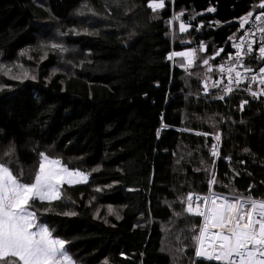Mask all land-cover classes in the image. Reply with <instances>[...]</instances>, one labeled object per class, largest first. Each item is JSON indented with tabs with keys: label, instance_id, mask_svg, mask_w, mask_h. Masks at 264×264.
Returning a JSON list of instances; mask_svg holds the SVG:
<instances>
[{
	"label": "trees",
	"instance_id": "16d2710c",
	"mask_svg": "<svg viewBox=\"0 0 264 264\" xmlns=\"http://www.w3.org/2000/svg\"><path fill=\"white\" fill-rule=\"evenodd\" d=\"M260 1L165 0L154 12L152 0H0V156L14 150L3 158L26 179L39 153L89 174L40 215L76 264H192L200 220L180 201L206 194L209 173L214 191L264 197V99L205 97L168 59L204 45L217 66ZM69 210L78 214H55ZM172 240L180 257L167 251Z\"/></svg>",
	"mask_w": 264,
	"mask_h": 264
},
{
	"label": "snow or ice",
	"instance_id": "6c2138e0",
	"mask_svg": "<svg viewBox=\"0 0 264 264\" xmlns=\"http://www.w3.org/2000/svg\"><path fill=\"white\" fill-rule=\"evenodd\" d=\"M164 6L165 0H158V2L152 0L148 4L154 12ZM260 8L264 9V4H261ZM207 11L214 12L215 8H209ZM253 16V12L249 11L245 17L241 18L240 27L243 29ZM262 18H264V11L254 16L256 21H262ZM179 31H187L185 23L179 25ZM259 31L262 34V40L258 48L259 55L256 58L264 60V24L259 26ZM233 46L237 49L235 63L243 67L245 72L254 73L255 70L251 65L244 63V55L254 52L253 44L248 43L245 46L237 43ZM51 47L53 49L62 48L57 43H53ZM203 48L204 45H201V49ZM196 51L197 49L172 52L168 59L182 57L187 61V70V67H191L198 59L195 56ZM220 51L223 49L217 51L216 55H219ZM181 64L183 66V61ZM203 64L208 65L209 60L204 59ZM208 71H212L211 67ZM220 71L222 73L225 71L224 65L220 66ZM258 71L259 77L257 74H252L245 78L243 73L229 66L227 68L228 85L222 90L224 94L215 98L224 100L225 94L234 91L230 85L235 83L239 86L242 79L250 82L246 90L254 98L264 95V87L258 92L250 86L251 83L257 82L264 86V67H260ZM8 72H11L10 68ZM10 78L15 79L16 77ZM25 78L35 79V77H28L27 73H25ZM219 83L221 81H217L213 86H218ZM4 87L6 85L0 84V89ZM205 91L207 94V85ZM247 103V100L241 102V111ZM197 134L208 135L207 133ZM214 139L220 141L221 137L216 134ZM13 151H6L3 156L11 157ZM245 151L248 150L245 149ZM218 154V145H211V155L216 157ZM3 156H0V264H76L70 250L66 247L69 242L54 235L55 230L50 228L46 222H42L40 215L42 212H53L54 202H63L62 188L64 185L87 183L89 174L70 170L63 165L60 159L39 153L38 168L34 174H29L31 178L26 179L25 173L13 168L12 161L5 160ZM203 171L207 172L208 169L205 168ZM217 183L219 181L215 178V173H209L207 194L188 193L180 201L186 205L185 213L201 218L199 227L197 228L193 222L191 228L194 249L192 264H208V262L264 264V197H255L251 189L248 190L247 195L239 194L229 197L214 191L213 186ZM38 204L46 206L41 209L37 207ZM111 211L109 209L110 213ZM55 214L72 217L78 213L69 210ZM117 218L120 217L117 216ZM105 264L108 262L105 261Z\"/></svg>",
	"mask_w": 264,
	"mask_h": 264
},
{
	"label": "built area",
	"instance_id": "2783aa9c",
	"mask_svg": "<svg viewBox=\"0 0 264 264\" xmlns=\"http://www.w3.org/2000/svg\"><path fill=\"white\" fill-rule=\"evenodd\" d=\"M261 11H264V9H260L257 13L254 14V16L256 14H259ZM254 16H253L252 19H250L249 23L247 25H245V27L242 29V31L238 35V37H236L232 41V43L230 45L229 53L227 54L226 58L217 65L215 77L211 81L210 85L207 86V94H206L205 88L203 90V95L205 97H210V98H213V99L218 100V101H224L232 93L237 92V91H240V92H243L245 94H248V95L252 96L246 90L249 87L250 82L247 79H242L240 84H239V86H237L235 83H232L230 85L233 88L234 91L232 93L225 94V99L224 100H219V99L215 98L216 96L224 94L222 92V90L225 88L226 85H228L229 76H228V73H227V68L229 66L235 67L237 71L243 73L245 78L249 77L252 74H257L258 77H259V71L258 70H259L260 67H264V60H260V59L256 58L259 55L258 48H259L260 42L262 40V34L259 31V26L264 24V18H262V21H256L254 19ZM237 43L244 44L245 46L248 43H252L253 44L254 52L244 55V63H246L247 61L251 60V64L250 65L255 70L254 73L245 72L243 67H240L237 63H235V55H236L237 49L233 45L237 44ZM230 57H231V59H230ZM246 64H248V63H246ZM221 65H224V68H225V71L223 73L220 71V66ZM233 76H234V74H233ZM217 81H221V83H219L218 86L214 87L213 85ZM250 86H251V88L253 90L258 91V92L261 90L262 87H264L261 84H259L258 82L257 83H251ZM259 99H264V95L260 96ZM216 142L217 141L214 139L213 144H216ZM213 144H211V145H213ZM209 155L211 157H213L211 155V148L209 150ZM214 158L216 159L217 156L214 157ZM182 206H183V209L186 207L185 204H182ZM186 215L189 216L187 213H186ZM191 217H193V216H191ZM197 218H199L200 223H201V218L200 217H197ZM212 263H216V262H212Z\"/></svg>",
	"mask_w": 264,
	"mask_h": 264
},
{
	"label": "rangeland",
	"instance_id": "374dc122",
	"mask_svg": "<svg viewBox=\"0 0 264 264\" xmlns=\"http://www.w3.org/2000/svg\"><path fill=\"white\" fill-rule=\"evenodd\" d=\"M261 4H264V0H261L256 6L260 8V5ZM258 9V8H257ZM239 23L241 22V19L238 21ZM181 23H179L177 25V28H178V32L179 33H183V32H180L179 31V25ZM171 27V24L169 25ZM187 28V27H186ZM186 32V31H185ZM41 42V41H40ZM43 42V41H42ZM46 42V41H44ZM185 43H189L188 40H185ZM37 46V45H36ZM192 49H197L196 53H195V56L198 57V59H196L193 63V65L191 67H187V70H186V66H187V61L186 60H183L182 57H174L172 60L174 62H176L178 64V68L182 69L185 74H189V76H195L198 77V80L200 81V84L202 86V91L204 90L205 86L207 85H210L211 81L214 79V73H216V69L217 67L215 66L214 67V64L212 62V58L209 59L210 57H208L207 55H205V46L203 49H201V47H198V48H192ZM37 50V49H36ZM53 50V49H52ZM191 50V49H190ZM30 51V50H29ZM189 51V50H187ZM42 52V53H41ZM41 55H39V60H42L45 56V53L47 52L46 50H41ZM186 52V51H185ZM204 59H208L209 60V64L208 65H204L203 64V60ZM171 60V61H172ZM181 61H183V66L181 64ZM211 67L212 71L209 72L208 71V68ZM216 134H219V133H216ZM217 145H219V141L216 142ZM72 170V169H70ZM67 185V184H66ZM73 185H77V184H73ZM68 186H72V185H68ZM209 190V189H208ZM217 192V191H216ZM224 195H227L229 197L232 196V194H226V193H223ZM99 213V209L94 213V217H97ZM113 213H107V215H111ZM172 227V224L166 226L164 228V231H165V237H169L171 235V233H169L170 229ZM172 244H169V247L167 248V251L170 252V254L172 255V257H180L182 255V252L184 251L182 248H181V245H180V242L178 241H173L172 240Z\"/></svg>",
	"mask_w": 264,
	"mask_h": 264
},
{
	"label": "crops",
	"instance_id": "0c3cea01",
	"mask_svg": "<svg viewBox=\"0 0 264 264\" xmlns=\"http://www.w3.org/2000/svg\"><path fill=\"white\" fill-rule=\"evenodd\" d=\"M243 17H245V16H243ZM217 67V66H216Z\"/></svg>",
	"mask_w": 264,
	"mask_h": 264
}]
</instances>
